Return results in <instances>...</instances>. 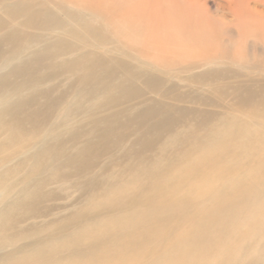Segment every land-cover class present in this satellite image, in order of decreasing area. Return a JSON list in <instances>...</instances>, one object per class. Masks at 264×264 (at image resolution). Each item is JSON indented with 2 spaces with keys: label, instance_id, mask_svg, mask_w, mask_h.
I'll return each mask as SVG.
<instances>
[{
  "label": "bare ground",
  "instance_id": "bare-ground-1",
  "mask_svg": "<svg viewBox=\"0 0 264 264\" xmlns=\"http://www.w3.org/2000/svg\"><path fill=\"white\" fill-rule=\"evenodd\" d=\"M212 1L0 0V264H264V0Z\"/></svg>",
  "mask_w": 264,
  "mask_h": 264
},
{
  "label": "rangeland",
  "instance_id": "rangeland-1",
  "mask_svg": "<svg viewBox=\"0 0 264 264\" xmlns=\"http://www.w3.org/2000/svg\"><path fill=\"white\" fill-rule=\"evenodd\" d=\"M207 8H208V11H209V14H211V15H219V13H217L216 11V9H217V7H216V5H215V2H213L212 0H207ZM234 45H232L231 46V48H232V50L233 51H240V52H244V46L242 45V43L241 42H239V43H237L236 44V42H234L233 43ZM255 54H258V55H260V54H262V49L261 48H258V49H256L255 50ZM263 55V54H262ZM212 93L214 94V95H216L217 96V93H216V91H214V90H212ZM51 102H53L54 100L52 99V97H51ZM226 101H228V99H226ZM225 101V102H226ZM56 107H53L52 108V110H51V112L53 113V112H57L56 110H58V109H56ZM213 109V108H212ZM214 111L216 110H218V109H213ZM55 114V113H54ZM80 119V118H79ZM70 194V193H69Z\"/></svg>",
  "mask_w": 264,
  "mask_h": 264
}]
</instances>
